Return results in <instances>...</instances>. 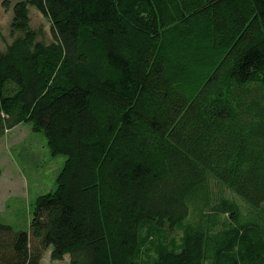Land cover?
Masks as SVG:
<instances>
[{
  "label": "trees",
  "instance_id": "trees-1",
  "mask_svg": "<svg viewBox=\"0 0 264 264\" xmlns=\"http://www.w3.org/2000/svg\"><path fill=\"white\" fill-rule=\"evenodd\" d=\"M12 30L0 138L63 164L0 264H264V0H20Z\"/></svg>",
  "mask_w": 264,
  "mask_h": 264
},
{
  "label": "rangeland",
  "instance_id": "rangeland-1",
  "mask_svg": "<svg viewBox=\"0 0 264 264\" xmlns=\"http://www.w3.org/2000/svg\"><path fill=\"white\" fill-rule=\"evenodd\" d=\"M6 1L0 0V49L14 39V5L20 0H9L10 6ZM29 8L31 26L40 31L39 38L51 41L49 20L35 6L30 4ZM45 145V137L34 132L29 122L17 125L0 138V219L19 229L27 228L34 198L54 188L55 176L63 164V158L51 157ZM48 252L46 264H70L69 256L52 260Z\"/></svg>",
  "mask_w": 264,
  "mask_h": 264
}]
</instances>
